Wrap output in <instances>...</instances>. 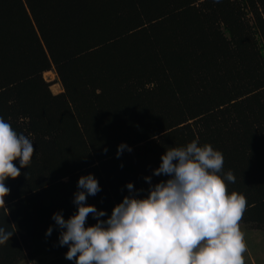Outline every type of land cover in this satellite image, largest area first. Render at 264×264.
I'll return each mask as SVG.
<instances>
[{
  "label": "trees",
  "instance_id": "obj_1",
  "mask_svg": "<svg viewBox=\"0 0 264 264\" xmlns=\"http://www.w3.org/2000/svg\"><path fill=\"white\" fill-rule=\"evenodd\" d=\"M0 117L33 140L5 182L0 264L68 251L58 227L45 233L76 211L81 175L98 178L87 203L110 216L127 182L147 190L166 149L197 138L245 195L240 222L262 227L264 0H0ZM121 142L133 150L117 158Z\"/></svg>",
  "mask_w": 264,
  "mask_h": 264
},
{
  "label": "clouds",
  "instance_id": "obj_2",
  "mask_svg": "<svg viewBox=\"0 0 264 264\" xmlns=\"http://www.w3.org/2000/svg\"><path fill=\"white\" fill-rule=\"evenodd\" d=\"M32 149L33 140L0 117V206L5 210L10 192L5 182L21 175ZM125 150L133 149L121 142L117 158ZM223 165L222 152L198 138L169 147L152 175L144 177L148 189L127 182L128 194L110 216L87 203L102 190L98 178L81 175L72 201L76 211L67 219L63 210L54 212L55 225L45 235L58 227V244L68 247L65 258L74 264H244L246 244L239 222L247 200L242 193L228 192L227 184L236 178L231 170L223 172ZM161 175L167 179L152 183L153 176ZM89 214L95 224H86ZM10 231L0 225V245Z\"/></svg>",
  "mask_w": 264,
  "mask_h": 264
},
{
  "label": "rangeland",
  "instance_id": "obj_3",
  "mask_svg": "<svg viewBox=\"0 0 264 264\" xmlns=\"http://www.w3.org/2000/svg\"><path fill=\"white\" fill-rule=\"evenodd\" d=\"M44 77L51 82L53 93L63 91L62 84L54 69L46 71ZM240 229L244 235L246 251L244 252V264H264V226L256 227L250 223L239 222ZM18 264H74L64 255L53 254L39 255L36 258L25 257Z\"/></svg>",
  "mask_w": 264,
  "mask_h": 264
}]
</instances>
